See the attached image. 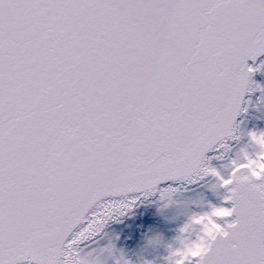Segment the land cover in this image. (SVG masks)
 Segmentation results:
<instances>
[{"label": "snow or ice", "instance_id": "snow-or-ice-1", "mask_svg": "<svg viewBox=\"0 0 264 264\" xmlns=\"http://www.w3.org/2000/svg\"><path fill=\"white\" fill-rule=\"evenodd\" d=\"M260 57L264 0H0V264H102L110 219L209 177L160 264H264Z\"/></svg>", "mask_w": 264, "mask_h": 264}, {"label": "rangeland", "instance_id": "rangeland-1", "mask_svg": "<svg viewBox=\"0 0 264 264\" xmlns=\"http://www.w3.org/2000/svg\"><path fill=\"white\" fill-rule=\"evenodd\" d=\"M259 86L264 88V74ZM260 88L251 111L247 131L264 130V93L260 91ZM202 200L217 202V197L211 192L209 186L205 190L181 195L167 207L148 206L141 211L139 218L129 221L128 225L116 227L113 230L114 238L103 242L95 250L111 244L114 246L115 255L118 257L122 254L131 264H144L145 261L160 264L162 258L167 255L165 246L175 238L187 214L199 210L196 203ZM157 236L162 239V246L149 245L148 241ZM108 264H114L113 260L110 259Z\"/></svg>", "mask_w": 264, "mask_h": 264}, {"label": "water", "instance_id": "water-1", "mask_svg": "<svg viewBox=\"0 0 264 264\" xmlns=\"http://www.w3.org/2000/svg\"><path fill=\"white\" fill-rule=\"evenodd\" d=\"M261 61H264V57L258 58L257 61H255V62L248 61V64L250 66H252V67H258V65L261 63ZM261 70H262V68L259 69L256 72H254L253 74H251V81H250L249 87H250V89H252V91H249L248 93H246V96H245L246 104L244 105V107L247 108V114H246V112H242L237 117V123L239 124V127H240L242 132H246L247 128H248V124H249V120H250V116H251V111H252V106H253V101H254V96H255V91H256V86H257V81H258V76H259ZM248 101H250V103H247ZM245 114H246V116H245ZM229 143H233L234 144V142H232V141H230ZM231 154L232 153H229V156H231ZM207 155L213 156L214 153L210 152ZM212 164L214 165V159L212 160ZM208 179L209 178H206L205 180H201V181H198L197 183H192V184H188L186 182L177 181V182H174L172 184V187L177 188L178 189L177 191H181V192H193L195 190H198V189L204 187L202 185V183L207 181ZM212 182H213V180L211 179L210 184ZM199 184H201V185L197 186ZM207 185H209V184H207ZM187 188H189V189H187ZM145 202H149L148 203L149 205L162 203V201L159 198V193L153 194L151 196H141L138 200H136L135 204L130 208V210L126 211V213L124 215L115 216L112 219H110L105 224L102 232L90 244L100 242V236H106L108 228L126 225L127 222L129 221V219L131 218V216L133 215V213L135 212V210L137 208L143 207V206H148L147 204L146 205L142 204V203H145Z\"/></svg>", "mask_w": 264, "mask_h": 264}, {"label": "bare ground", "instance_id": "bare-ground-1", "mask_svg": "<svg viewBox=\"0 0 264 264\" xmlns=\"http://www.w3.org/2000/svg\"><path fill=\"white\" fill-rule=\"evenodd\" d=\"M263 74H264V68H262V70H261V72H260V74H259V76H258L257 85H259V83H260V79L262 78ZM257 93H258V87L256 86V91H255V96H254L253 105L256 103ZM252 108H253V106H252ZM233 154H234V153H232L231 155H233ZM223 163H225V161H219V160H215V159H214V166H216V167H220L219 165H222ZM209 185H210V184H209ZM209 185L204 186V187H202V188H200V189H198V190H195V191H193V192H181V191H176V192L174 193V194H175L174 199H175V201H176L177 198H178L179 196H181V195H188V194H191V193L197 192V191L202 190V189L205 190ZM148 206L160 207V206H164V202H162V203H157V204H152V205H148ZM148 206H143V207H139V208H137V209L135 210V212L133 213V215L131 216V218L129 219V221L132 222V221H134L135 219L139 218V214L141 213V211H142L144 208L148 207ZM129 221H128V222H129ZM128 222H127L126 225H128ZM117 227H118V226H117ZM115 228H116V227H110V228H108V231H107L106 236H100V242L90 244V245H88V246H86V247H89V248H91V249H96V248H97L99 245H101L103 242H106L108 239H112V238H114L113 230H114Z\"/></svg>", "mask_w": 264, "mask_h": 264}, {"label": "clouds", "instance_id": "clouds-1", "mask_svg": "<svg viewBox=\"0 0 264 264\" xmlns=\"http://www.w3.org/2000/svg\"><path fill=\"white\" fill-rule=\"evenodd\" d=\"M174 196H175L174 193L169 194L168 199L164 202L165 207H167L168 205L173 204L175 202ZM108 246L101 248L99 250H96V257L101 260L102 264H108V261L110 259L113 260V262H114L115 258L117 257L115 255V252H113L111 249H109ZM195 250L200 251L199 248H196Z\"/></svg>", "mask_w": 264, "mask_h": 264}]
</instances>
